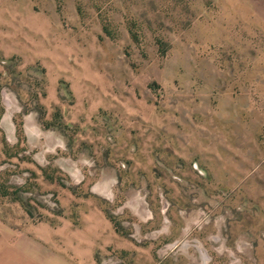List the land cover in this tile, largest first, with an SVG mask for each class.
<instances>
[{"label":"rangeland","instance_id":"rangeland-1","mask_svg":"<svg viewBox=\"0 0 264 264\" xmlns=\"http://www.w3.org/2000/svg\"><path fill=\"white\" fill-rule=\"evenodd\" d=\"M0 264H264V0H0Z\"/></svg>","mask_w":264,"mask_h":264}]
</instances>
